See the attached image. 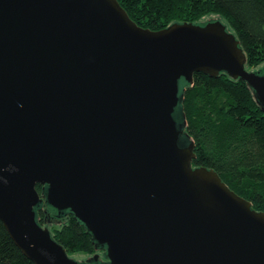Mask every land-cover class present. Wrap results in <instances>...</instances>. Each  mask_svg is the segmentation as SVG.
<instances>
[{"label":"water","instance_id":"water-1","mask_svg":"<svg viewBox=\"0 0 264 264\" xmlns=\"http://www.w3.org/2000/svg\"><path fill=\"white\" fill-rule=\"evenodd\" d=\"M220 19L139 27L118 0H0V221L33 264H264V212L180 145V80L221 73L264 108ZM70 210L106 250L73 260L36 220ZM100 261V262H99Z\"/></svg>","mask_w":264,"mask_h":264},{"label":"trees","instance_id":"trees-1","mask_svg":"<svg viewBox=\"0 0 264 264\" xmlns=\"http://www.w3.org/2000/svg\"><path fill=\"white\" fill-rule=\"evenodd\" d=\"M141 28L161 31L175 23L220 19L240 42L246 69L264 73V0H118ZM175 118L184 131L180 145L195 143L194 167L217 172L223 182L253 209L264 212V108L255 91L241 79L221 73L217 78L194 75V84L180 80ZM42 202L36 220L71 257L102 253L87 227L70 210L59 212L46 200V187L37 185ZM0 264H33L15 245L0 221Z\"/></svg>","mask_w":264,"mask_h":264},{"label":"rangeland","instance_id":"rangeland-1","mask_svg":"<svg viewBox=\"0 0 264 264\" xmlns=\"http://www.w3.org/2000/svg\"><path fill=\"white\" fill-rule=\"evenodd\" d=\"M214 19V18H216V16L215 17H206L205 19H203V20H201L200 22H204V21H206V19ZM252 71H254V72H258L259 71V69H252ZM96 254H98V255H101L100 257H99V259L102 261V262H104L103 261V259H102V253H100V252H98V253H96ZM95 255V253H93V254H85V253H76V254H72L71 255V258L73 259V260H75V261H77V262H85V263H87V260H89L91 257H93ZM89 258V259H88Z\"/></svg>","mask_w":264,"mask_h":264},{"label":"flooded vegetation","instance_id":"flooded-vegetation-1","mask_svg":"<svg viewBox=\"0 0 264 264\" xmlns=\"http://www.w3.org/2000/svg\"><path fill=\"white\" fill-rule=\"evenodd\" d=\"M93 259V257L90 258V260ZM100 262V261H99Z\"/></svg>","mask_w":264,"mask_h":264}]
</instances>
